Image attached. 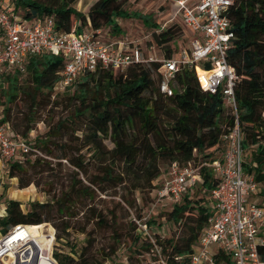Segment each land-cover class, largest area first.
Wrapping results in <instances>:
<instances>
[{
    "label": "trees",
    "instance_id": "obj_1",
    "mask_svg": "<svg viewBox=\"0 0 264 264\" xmlns=\"http://www.w3.org/2000/svg\"><path fill=\"white\" fill-rule=\"evenodd\" d=\"M127 1L93 0L86 13L76 8L78 0H11V3L23 19L52 16L55 29L61 32H70L74 24L78 30L110 27L118 32L117 19L130 16L124 8ZM226 16L234 32L226 59L238 76L234 85L238 123L243 132V146L248 152L244 170L262 184L264 0H234ZM142 18L147 27H157L150 24L148 17ZM157 29L150 31L149 40L165 58H170L176 52L178 42L186 39V32L176 23ZM64 64L62 56L46 52L28 57L23 71L16 67L0 68V122L6 123L13 134L30 145L28 153H19L16 160L5 163L7 177H16L18 187L22 189L32 183L38 184L32 175L38 168L50 166L48 157L55 159L57 165L65 160L74 172L66 183H61L58 191L52 193L49 201L31 200L23 208L19 200L5 198L0 234L19 223L50 222L55 231L53 258L57 264L114 263L112 256L125 236L117 215L113 209H95L86 201L92 200L96 191L104 193L120 184L127 187L129 183L133 189L150 188L160 175L162 164L177 162L183 165L188 161L200 164L221 159L225 148L222 135L234 125V117L225 107L221 93L204 89L203 78L200 76V81L194 68L188 66L175 75L172 94L161 93L158 88L159 62L133 64L124 70L84 72L50 101ZM24 73L29 90L23 93L29 99L30 114L23 122L11 118L9 104L17 97L19 75ZM44 91L51 108L63 104L67 112L55 121L50 118L45 133L30 139L36 122L31 114L39 108L40 94ZM1 93L6 96L5 100ZM104 140H109L113 146L108 148ZM36 150L40 154H36ZM215 151L220 153L219 157L214 156ZM44 171L43 167L39 172ZM79 174L85 176V182L77 177ZM200 174L201 182L188 188L179 201L173 202L167 214L174 224L182 223V233L176 239L156 232L153 240H141V230L134 219H130L132 233H125L134 245L141 240L139 247L134 249L139 256L145 253L153 255L158 262L162 259L165 264H187L192 245L213 211L210 192L219 183L218 176L208 167L201 166ZM196 191L201 193L200 199L191 195ZM128 204L132 206L130 202ZM80 205L86 208L81 209ZM137 218L142 216L138 214ZM82 220L84 223L76 228ZM73 228L84 235L81 247L69 243ZM98 231L108 232L106 243L97 245ZM258 252L264 262V244L258 246ZM131 258L128 262L134 264ZM217 262L230 264L222 253L217 255Z\"/></svg>",
    "mask_w": 264,
    "mask_h": 264
},
{
    "label": "built area",
    "instance_id": "obj_2",
    "mask_svg": "<svg viewBox=\"0 0 264 264\" xmlns=\"http://www.w3.org/2000/svg\"><path fill=\"white\" fill-rule=\"evenodd\" d=\"M233 3L234 0H175L174 16L179 13L186 39L178 42L172 57L159 60L152 52L144 54L139 41L110 38V27L78 30L74 24L70 32H61L55 29L52 16L23 19L11 2L0 0V68L16 67L23 71L30 56L46 52L60 55L65 64L54 85L58 90L72 84L84 72L124 70L133 64L159 62L161 93L172 94L175 75L186 66L194 68L199 79V71L204 73L203 81L200 79L204 89L221 93L225 107L234 117V125L222 135L225 146L222 158L200 164L171 163L169 177L158 193L172 202L179 201L188 188L201 182V166L210 168L219 178L210 192L212 214L192 245L187 264H218L219 253L230 264H264L258 252V246L264 244V236L259 234L264 226V200L257 202L250 198L260 195L263 186L244 170L248 152L238 123L234 92L238 76L226 59L234 37L226 11ZM149 35L147 32L143 38ZM29 151V143L0 122V160L5 164L16 160L19 153ZM36 154L40 152L36 150ZM134 221L146 229V222ZM43 224L46 225L37 229L39 233L32 231V227ZM54 240L55 231L49 223L15 224L0 234V264H57L53 258Z\"/></svg>",
    "mask_w": 264,
    "mask_h": 264
},
{
    "label": "rangeland",
    "instance_id": "obj_3",
    "mask_svg": "<svg viewBox=\"0 0 264 264\" xmlns=\"http://www.w3.org/2000/svg\"><path fill=\"white\" fill-rule=\"evenodd\" d=\"M5 1L11 2V0ZM92 1L93 0H78L76 8L86 13L89 4ZM174 5L175 0H128L124 8L130 14V16L123 19L118 18V38H121V40L127 42L139 41L142 44V50L144 54L152 52L159 60L162 59L164 57L163 53L159 51V49L155 46V43L150 42L149 38L144 39L143 37L145 34H147V32L150 33V31L154 28H159L161 26L165 27L172 23L182 25L183 28V22L179 13L174 16ZM142 17H148L150 24L157 25V27H147V25H145L143 22ZM151 44L154 45L153 49L150 48ZM1 85L2 84H0V86ZM28 85L29 84L27 82L26 74L24 73L19 75L17 86L20 89L15 101L9 104L11 107L10 116L12 119L18 118V121L24 122L26 120V115L29 116L30 114L28 107L29 99L23 93V91L29 90V88H27ZM62 91L63 89H53L50 96V101L57 97ZM56 93H58V95ZM1 94L2 99L5 100L6 96L3 93ZM47 98L46 91L41 93L39 108H37L35 111L32 110L34 112L31 114V118H33L36 122L33 124V130L31 132L30 139L40 137L43 133H45L47 129L46 126L50 121V118L51 121H55L58 117L64 116L67 112L63 104L51 108V104H49V100H47ZM104 143L108 148L113 146L109 140H104ZM84 151L85 149H83V152ZM219 155L220 153L215 151L214 156L219 157ZM47 159L51 162V164L50 166L48 165L49 167L43 166L46 171L41 173L43 167H40L38 168V171H35V173L32 175L38 184L32 183L23 189L18 187V180L16 177H7L6 166H0V213L3 200L10 196L20 199L23 208H25L26 204L31 200L43 202L49 201L51 199L52 193H54L55 190L58 191L61 183H66L68 178L74 174L73 168L65 160H61V165H57V161L55 159H52L51 157H48ZM169 171L170 165H160V175L155 180H153L151 184L152 187L150 188L144 187L143 189H133V186L131 185V187L129 183H127V187L126 185L124 186L120 184L116 187L109 188L104 193L96 191L93 199H88L86 201L89 206H93L95 209H113L117 215V221L120 222L121 230L125 236L122 237L123 240L119 245L116 254L112 256L114 263L130 264L128 260L129 257H132L131 262L134 264H161V261L158 262L157 260L153 259V255L148 256V254L144 253L143 256H139L136 252H134L135 247L138 248L141 240L144 238L153 240L154 233L156 232H159L165 237H173L174 239H176V237L182 233V223L174 224L167 218V214L170 211L173 202L168 199L167 196L162 197L158 194L159 190L164 184V181L169 177ZM90 172H92V169H90ZM77 177L85 182V176L83 174H79ZM263 185L264 183H262V186ZM48 190H50L51 193H49ZM191 195H193L194 199H200L202 196L201 193H198L197 191ZM256 196L257 195L250 198L257 202L261 201L260 199L256 200ZM127 201L130 202L132 206H130ZM81 207L82 205H80L79 208ZM85 208L86 207H82L81 209ZM138 214L142 216V221L140 218H137ZM130 219H136L140 221V224L144 222L147 224L146 229H144L135 222L137 227L141 230V240L135 245L130 241V238L125 233H132V230L129 226ZM147 221H149V223H147ZM83 223L84 220L76 224L75 227H80ZM44 225L46 224H43L42 227ZM88 228H90V225H88ZM70 234L69 243L76 245V247H81L84 244V235L78 230H74L73 228ZM259 234L261 237L264 236V226L260 228ZM108 235V232H96L97 245L106 243ZM58 245L60 246L61 243ZM62 248L65 251H68L66 246H62ZM114 263H112V261L105 262V264ZM42 264L49 263L44 262Z\"/></svg>",
    "mask_w": 264,
    "mask_h": 264
},
{
    "label": "crops",
    "instance_id": "obj_4",
    "mask_svg": "<svg viewBox=\"0 0 264 264\" xmlns=\"http://www.w3.org/2000/svg\"><path fill=\"white\" fill-rule=\"evenodd\" d=\"M120 19H123V18H120ZM116 22L118 24V19H117ZM118 28H119V24H118ZM118 32H115L112 28H110V38H113V39H116L117 41H119L121 38L120 39L118 38V35H119ZM0 166H5L4 162H2L1 160H0ZM263 195H264V193H263ZM263 195H257L255 197V199L256 200L257 199H260L262 201V200H264ZM10 198H13V199H16V200H19L20 201V199H17V198H15L13 196H10ZM261 201H259V202H261ZM2 214H4V205L3 204H2V209H1L0 215H2Z\"/></svg>",
    "mask_w": 264,
    "mask_h": 264
},
{
    "label": "bare ground",
    "instance_id": "obj_5",
    "mask_svg": "<svg viewBox=\"0 0 264 264\" xmlns=\"http://www.w3.org/2000/svg\"><path fill=\"white\" fill-rule=\"evenodd\" d=\"M199 75L203 78L204 73H201L199 71ZM39 228H42V225L41 226L32 227V231H34L35 233H39V231H37V229H39Z\"/></svg>",
    "mask_w": 264,
    "mask_h": 264
}]
</instances>
